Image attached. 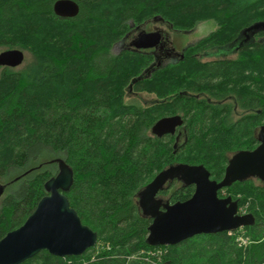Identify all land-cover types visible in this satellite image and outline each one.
<instances>
[{"label":"trees","instance_id":"1","mask_svg":"<svg viewBox=\"0 0 264 264\" xmlns=\"http://www.w3.org/2000/svg\"><path fill=\"white\" fill-rule=\"evenodd\" d=\"M56 1L0 0V48L28 54L21 69L0 74V240L22 226L47 195L45 184L62 161L73 173L64 196L97 234V244L79 257L42 251L22 264H264L259 180L218 192L239 211L245 208L252 226L171 247L149 246L152 221L137 201L172 165H201L219 182L234 153L258 145L264 30H246L264 23V0H72L79 13L71 19L54 14ZM153 20L179 33L203 22L216 28L188 46L182 59L159 67L151 53L113 52ZM236 44L230 61L198 60L202 50ZM129 87L152 100L129 101ZM171 116L183 120L179 143L175 136L151 134L159 119ZM193 193L194 186L174 179L159 198L175 204Z\"/></svg>","mask_w":264,"mask_h":264},{"label":"water","instance_id":"2","mask_svg":"<svg viewBox=\"0 0 264 264\" xmlns=\"http://www.w3.org/2000/svg\"><path fill=\"white\" fill-rule=\"evenodd\" d=\"M54 14L62 19L78 15L79 7L72 0H58ZM264 30V23L246 32ZM245 32V33H246ZM161 34L140 33L132 42L136 50L156 49L161 46ZM24 53L6 50L0 53V67L17 68L24 62ZM180 116L159 119L151 128L157 138L173 136L182 127ZM258 145L251 151H239L228 160L223 178L217 182L201 165H172L158 173L138 194V206L152 222L146 238L149 246L171 247L200 235L232 232L254 224L250 214L239 215L238 205L230 197L219 198L218 192L236 182L256 179L264 183V126H261ZM58 172L50 178L31 215L19 228L0 240V264H22L42 251L58 258L79 257L96 246L98 236L84 226L70 208L64 193L71 187L72 170L58 161ZM174 179L184 186H194V193L185 202L169 204L158 198V193Z\"/></svg>","mask_w":264,"mask_h":264},{"label":"flooded vegetation","instance_id":"3","mask_svg":"<svg viewBox=\"0 0 264 264\" xmlns=\"http://www.w3.org/2000/svg\"><path fill=\"white\" fill-rule=\"evenodd\" d=\"M151 22L154 24V22H157V21L156 20L149 21L148 23L143 25L141 28L136 29L134 32H132L131 34L126 36L125 39H123V41H121L120 45L118 46L119 52L127 49V50H130L133 52L151 53L157 59L156 67H159L161 65V63H171V62H175L179 59H182L184 57L183 53H184L185 49L188 46L192 45V44H188V42H187V40H188L187 34H189V32H182V33H180V36H178V37L176 36L174 39H171L169 34H167L161 27H158V26L157 27L153 26L150 31H146V28L149 26V24H151ZM159 23L164 24L162 21H159ZM152 31H154V32L157 31L161 34V37H162L161 46L162 47H157L156 49H147V50H136L134 47H132L131 44H132L133 40L140 33H152ZM244 43H246V41H244ZM239 47L240 46L238 45V47L236 49H238ZM224 48H228V47H224ZM217 49H221V48H217ZM237 52L238 51H235L234 53H227V54L218 55L216 53V49L207 48L206 50H202L199 53L198 60L201 63H209V62H215V61H230V60L235 58V56L237 55ZM0 68L5 69L4 67H0ZM150 72H151V70H147L144 73L146 75H148ZM129 89H130L129 90L130 91L129 97L131 99H136V100L141 99L140 94L132 93L130 87H129ZM179 129H181V127L177 128L175 131V134L173 135V136H175L177 143H179V138L182 137L181 130H179ZM257 136H258V134H257ZM158 198H159V193H158ZM238 213H239V208H238ZM239 215H242V214H239Z\"/></svg>","mask_w":264,"mask_h":264},{"label":"rangeland","instance_id":"4","mask_svg":"<svg viewBox=\"0 0 264 264\" xmlns=\"http://www.w3.org/2000/svg\"><path fill=\"white\" fill-rule=\"evenodd\" d=\"M157 22H154V24L151 22V24H149V26L146 28V31H150L151 28L154 27H161L167 34H169L171 39H174L176 36H180L179 32L173 31L170 29L169 26H167L166 24H162L159 23V20H156ZM215 25L212 22H203V23H199L191 32H189V34H187L188 36V44H194L195 42H197L199 39L207 36L209 33H211L212 31L215 30ZM154 32V31H152ZM182 46V45H181ZM180 47V46H179ZM238 47V45L236 44V46L234 45L233 47H228V48H221V49H216V53L218 55L220 54H227V53H234L236 51V48ZM180 49V48H179ZM235 49V50H234ZM4 49L0 48V53L3 52ZM114 53H118L119 52V47L115 46L113 49ZM25 59H28V54L23 52ZM23 66L21 65L20 67H17L16 69H21ZM2 68H0V74L2 72ZM128 100L131 101L133 99H131L130 97H128ZM136 100V99H134ZM152 100V97L150 96H146V95H141V99L137 100L140 101L142 104H147L148 102H150ZM238 113L239 110H238ZM259 132V129H258ZM224 196V195H223ZM225 198V197H223ZM239 214L245 215L247 214L246 209L242 208L239 211ZM245 245V244H244Z\"/></svg>","mask_w":264,"mask_h":264},{"label":"built area","instance_id":"5","mask_svg":"<svg viewBox=\"0 0 264 264\" xmlns=\"http://www.w3.org/2000/svg\"><path fill=\"white\" fill-rule=\"evenodd\" d=\"M233 232V231H232ZM232 232H228V234L230 235V234H232ZM237 241L239 242V244L241 245V246H245L246 244H247V240H245V239H243V238H238L237 239ZM245 244V245H244ZM160 252L158 251L157 252V254H159Z\"/></svg>","mask_w":264,"mask_h":264}]
</instances>
